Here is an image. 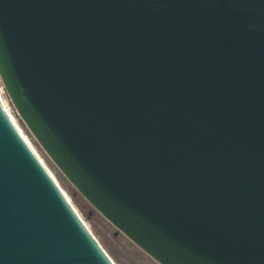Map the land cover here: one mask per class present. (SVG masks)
Here are the masks:
<instances>
[{"label": "water", "instance_id": "water-1", "mask_svg": "<svg viewBox=\"0 0 264 264\" xmlns=\"http://www.w3.org/2000/svg\"><path fill=\"white\" fill-rule=\"evenodd\" d=\"M0 80L159 264H264V0H0ZM0 264H115L1 99Z\"/></svg>", "mask_w": 264, "mask_h": 264}, {"label": "rangeland", "instance_id": "rangeland-1", "mask_svg": "<svg viewBox=\"0 0 264 264\" xmlns=\"http://www.w3.org/2000/svg\"><path fill=\"white\" fill-rule=\"evenodd\" d=\"M1 88L3 84L0 80ZM4 89V88H3ZM3 97L9 105L18 125L28 137L38 154L44 160L47 167L52 171L61 188L66 192L72 204L79 212L82 219L87 223L91 232L101 244L105 252L115 264H159L124 233L118 230L108 219L99 213L70 183L65 175L58 169L39 143L31 135L27 127L19 118L7 93L4 90Z\"/></svg>", "mask_w": 264, "mask_h": 264}, {"label": "bare ground", "instance_id": "bare-ground-1", "mask_svg": "<svg viewBox=\"0 0 264 264\" xmlns=\"http://www.w3.org/2000/svg\"><path fill=\"white\" fill-rule=\"evenodd\" d=\"M3 93L4 90L1 88L0 85V99L1 102L3 103L5 109L7 110L8 115L10 116V118L13 120V122L15 123L17 129L20 131V133L22 134V136L24 137V139L27 141V143L29 144V146L31 147V149L34 151V153L37 155V157L40 159V161L43 163V165L45 166V168L47 169V171L51 174V176L55 179L56 183L59 185L57 179L55 178L54 174L52 173V171L47 167V165L45 164L44 160L41 158V156L38 154V152L36 151V149L34 148V146L32 145V143L29 141L28 137L24 134V132L21 130L20 126L18 125L13 113L11 112V110L8 109V105L6 104L4 97H3ZM59 187L61 188V186L59 185ZM61 190L63 191V193L65 194L66 198L69 200V202L71 203V205L73 206V208L76 210V212L78 213V215L80 216L79 212L77 211V209L75 208V206L72 204L70 198L68 197V195L66 194V192L61 188ZM81 217V216H80ZM82 219V217H81ZM82 221L85 223V225L89 228V226L87 225V223L82 219ZM90 230V228H89ZM91 231V230H90Z\"/></svg>", "mask_w": 264, "mask_h": 264}, {"label": "built area", "instance_id": "built-area-1", "mask_svg": "<svg viewBox=\"0 0 264 264\" xmlns=\"http://www.w3.org/2000/svg\"><path fill=\"white\" fill-rule=\"evenodd\" d=\"M2 89H3V87H2ZM4 90V89H3ZM3 104V103H2ZM7 104V103H6ZM8 105V104H7ZM4 106V105H3ZM5 108V107H4ZM8 109L10 110V107H9V105H8ZM6 110V109H5ZM7 111V110H6Z\"/></svg>", "mask_w": 264, "mask_h": 264}]
</instances>
